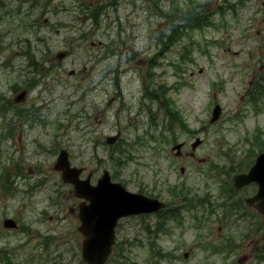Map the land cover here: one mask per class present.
<instances>
[{
	"label": "rangeland",
	"instance_id": "rangeland-1",
	"mask_svg": "<svg viewBox=\"0 0 264 264\" xmlns=\"http://www.w3.org/2000/svg\"><path fill=\"white\" fill-rule=\"evenodd\" d=\"M61 150L170 208L121 219L106 264H264L247 221H217L257 192L233 179L264 152V0H0V264H84Z\"/></svg>",
	"mask_w": 264,
	"mask_h": 264
},
{
	"label": "water",
	"instance_id": "water-1",
	"mask_svg": "<svg viewBox=\"0 0 264 264\" xmlns=\"http://www.w3.org/2000/svg\"><path fill=\"white\" fill-rule=\"evenodd\" d=\"M64 55L57 56L59 59ZM25 92L20 93L16 103L25 99ZM221 115V108L216 105L212 112L210 122H216ZM120 138V133L106 138L108 145H114ZM202 141L196 138L190 145L194 152ZM183 144L175 145L171 150L175 156H180ZM60 172L61 181L73 187L74 195L82 202L78 205L79 233L83 237L81 245V259L84 264H105L115 244V229L118 221L123 218L142 216L157 213L167 205L157 199H151L140 194L127 191L121 184L111 182L107 171L98 179L95 186L90 184V175L86 179H80L82 168L71 165L68 152L61 150L53 166ZM184 169H180L183 173ZM234 187L241 189L250 184L257 185L255 196L247 199L249 206L255 205L257 211L264 215V153L257 156L254 164L247 173L234 177ZM4 230H17L18 226L12 219H6L2 223ZM188 255L185 254L184 258Z\"/></svg>",
	"mask_w": 264,
	"mask_h": 264
},
{
	"label": "flooded vegetation",
	"instance_id": "flooded-vegetation-1",
	"mask_svg": "<svg viewBox=\"0 0 264 264\" xmlns=\"http://www.w3.org/2000/svg\"><path fill=\"white\" fill-rule=\"evenodd\" d=\"M188 156L193 158L194 153L193 154L189 153ZM91 176L92 175H90V178H91ZM251 185H253V184H250L248 186H251ZM248 186H245V187H248ZM245 187H243L241 189H236L235 187L234 188H235L236 192H238V191L244 189ZM253 196H249L245 199L244 203H245L246 207L244 208L243 213H237L236 212V214H234L232 212L233 207L230 206L228 204V202L221 204L219 207H221L223 209H222V213L220 215V218L217 221H219L221 219H225V220L231 219L232 222L235 224V226H237V228L240 227V225H239L240 222H243V221L248 222L249 229H248L247 234L245 235V238H251V245L253 247H252V253L250 255V258H252L253 261H255L258 259V257H260L257 255V252H259L262 248L264 249V245L262 242V241H264V215H262L259 211H257V209L255 208V205L249 206L247 204V202H246L247 199H250ZM169 209L170 208H168V206H167L166 209L155 213V215H159L160 213H163V212L164 213L162 215L167 214ZM262 257H264V256H262Z\"/></svg>",
	"mask_w": 264,
	"mask_h": 264
},
{
	"label": "trees",
	"instance_id": "trees-1",
	"mask_svg": "<svg viewBox=\"0 0 264 264\" xmlns=\"http://www.w3.org/2000/svg\"><path fill=\"white\" fill-rule=\"evenodd\" d=\"M186 12H188V11H186ZM181 14H184L182 11H180V12H177V14H175V16H177V15H181ZM186 14V17L187 18H185V17H175V16H173V17H171V18H173V19H176L175 20V22H177V23H184L187 19H188V21L190 22L192 19H194V18H192L194 15H190V14H188V13H185ZM197 16V15H196ZM204 25H202L201 24V26L200 27H203ZM172 27V30H171V32L172 33H174V34H177L178 36L180 35V30H179V27H174L173 25L171 26ZM183 31H184V28H183ZM171 42H173V40L172 41H170L169 43H171ZM159 97V96H158ZM158 97H156L155 98V100L157 101V103L160 105V107L162 108V109H168V107H167V105L168 104H166V102L165 103H162L161 102V100L158 98ZM162 98H164V96H162ZM174 126L176 125V122H173L172 123ZM178 127H180V128H182V129H186V126H183V125H181V123H179V126Z\"/></svg>",
	"mask_w": 264,
	"mask_h": 264
}]
</instances>
